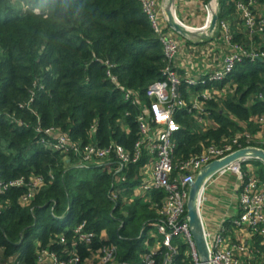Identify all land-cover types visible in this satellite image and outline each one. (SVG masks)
I'll return each instance as SVG.
<instances>
[{
    "label": "trees",
    "instance_id": "16d2710c",
    "mask_svg": "<svg viewBox=\"0 0 264 264\" xmlns=\"http://www.w3.org/2000/svg\"><path fill=\"white\" fill-rule=\"evenodd\" d=\"M240 1L247 0H218L221 45V22L230 25L234 43L246 40ZM255 2L258 8L264 6V0ZM163 68L162 43L139 0H0V183L32 176L45 180L28 206L19 201L26 187L0 194V250L5 258L33 264L40 249L63 259L75 250L83 264L112 244L118 248V261L137 263L148 253L146 244L154 245L150 233L156 231L153 224L166 197L163 190L134 197L150 156L145 153L130 165L127 180L117 184L116 163L80 166L72 154L65 159L42 145L36 130L54 127L77 145L114 144L132 151L140 135L139 118L151 103L148 88L163 79ZM228 85L231 90L223 96L203 101L211 122L203 126L199 114L189 111L190 97L210 85L183 83L181 97L188 107L175 112L180 127L174 134L175 164L211 145L230 143L237 134L259 131L254 118L264 113V61L237 62L214 87L223 91ZM127 92L137 93V98L127 99ZM232 144L234 150L247 146L244 141ZM249 164L264 182V164ZM113 184L121 191L115 201L109 196ZM81 223L94 234L90 244L74 240ZM60 235L65 244L59 243ZM253 243L264 252L263 237L255 236ZM173 244L178 247L173 264H194L182 239L175 238ZM165 252L161 248L154 254L156 264H163Z\"/></svg>",
    "mask_w": 264,
    "mask_h": 264
},
{
    "label": "built area",
    "instance_id": "2783aa9c",
    "mask_svg": "<svg viewBox=\"0 0 264 264\" xmlns=\"http://www.w3.org/2000/svg\"><path fill=\"white\" fill-rule=\"evenodd\" d=\"M255 1H240L237 4V9L244 20V26L251 37L264 34V11L257 12ZM139 2L162 43L164 51V77L152 83L148 88L147 94L151 103L148 107H144V114L139 118L141 138L135 144L133 150L127 151L125 148L114 144L108 147H98L95 144L77 145L70 140L68 135L59 134L58 130L54 127L44 128L40 126L36 131L42 135L40 138L42 145L53 151H58L63 155L72 154L78 160L80 166L90 167L97 164H104L107 163L105 162L106 159L114 157L119 164V169L129 163H137L140 161L144 146L148 147L153 142V138L156 137V143L152 146L154 155L152 154L151 179L149 183L141 184L138 187L136 196H143L153 189L163 190L166 193V197L159 209V222L156 225L159 234L163 237V245L166 247L163 264H173V258L177 254V249L172 243L176 237L183 239L187 243L194 264H201L187 218V202L190 185L195 181L205 166L213 161L222 160L237 151L234 150L232 143H238V140H232L230 143L224 145H211L205 148L200 155L180 161L178 164L174 163V134L180 128L174 118V113L178 108L188 107L187 102L178 93V89L182 84V78L189 86L195 85L197 82L187 72L181 76L174 63L177 53L179 54L181 42L176 39L177 36L174 33L166 31L161 26L160 14L166 17L165 11L160 9L157 0H139ZM206 8L208 10V22L211 18V12L208 6ZM221 27L224 30L223 34L225 33L226 36L224 38L229 42L231 36L229 35L230 31L226 22H222ZM253 54V50L251 52L242 51L235 44L233 52L224 59L221 67L209 76L208 80L214 82L224 81L232 73L236 63L244 58H250L252 60L264 59V52H260L261 55ZM107 75L111 82L115 83L117 81L111 71H108ZM206 81L204 78L201 79L202 83H206ZM216 93L217 90H205L199 95H191L190 97L191 107L189 111H196L199 114L197 118L201 125L205 124L203 120L207 119L205 118L207 113L203 101L211 100L217 95ZM131 97L137 98V93L127 92L126 98L129 99ZM147 120L154 127H151ZM254 123L264 128V113L256 116ZM254 136L257 141L263 138L257 133ZM247 145L251 147L250 143ZM239 148L242 149L244 147L239 146ZM230 172L235 173L240 181L239 214L233 220V227L239 230L245 229L254 236L264 238V182L260 181L254 174V168L243 171L241 161L232 163L219 170L216 175L223 177ZM121 179L124 181L125 177ZM44 186L45 180L42 176H32L28 181L22 177L0 183V194H3L10 187H26L27 191L21 196L19 201L23 206H28ZM117 194V192H114L112 198L117 199ZM202 204L203 199L201 195L199 209H201ZM85 226L86 223H81L75 228L74 240L80 243L90 244L94 234L86 232ZM205 238L209 251V264H258L244 261L243 257L248 258L249 255H253V250L243 243L229 242L225 234V228L215 233H210L205 230ZM58 241L60 244L66 243L62 235L58 236ZM37 246H40V244L37 243ZM117 250L116 245H105L93 257L100 264H156V259L152 252L143 255L137 263L118 261ZM67 256L68 258L63 259L56 252H52L47 248L40 249L37 252L33 264L81 263V259L75 250L70 251ZM6 261L12 262V264H22L15 258H9Z\"/></svg>",
    "mask_w": 264,
    "mask_h": 264
},
{
    "label": "crops",
    "instance_id": "0c3cea01",
    "mask_svg": "<svg viewBox=\"0 0 264 264\" xmlns=\"http://www.w3.org/2000/svg\"><path fill=\"white\" fill-rule=\"evenodd\" d=\"M175 1L176 4L173 6L175 13H177L178 17L188 25L195 27H190L191 30H199L196 28H202V30L205 29V25L202 26L205 22V2L202 0ZM213 9L211 8V12ZM160 24L163 29L167 30V26H169L167 17H164L161 14ZM169 32L171 31L169 30ZM175 35L181 42L179 52H183L182 57L179 55L176 59V67L182 75L187 72L189 76L192 75L193 77L204 76L218 68L219 63L217 60L221 57L222 53H225V46L217 44L215 40L213 42L206 43L205 40L201 38L187 39L190 41V44H187V40H181L178 34ZM252 168L254 167L250 164L245 165L246 170H250ZM226 178L227 177L225 176H214L208 181L201 194L203 204L200 209V215L204 228L210 233H215L222 228H225V234L227 235L229 242L243 243L253 250V255H249L248 258L245 256L243 257L244 261H250L258 264L264 263V252L260 249L254 248L255 246L253 242L255 236L245 229L239 230L233 227L232 222L239 214L240 181L236 177L237 180L234 186H231L230 183L227 184ZM226 198L229 199V205H227L224 200ZM205 202L209 203V205H207L204 213L202 211V207ZM228 222L231 224L226 225ZM6 259L7 258L4 257V251L0 250V264H12V262L6 261Z\"/></svg>",
    "mask_w": 264,
    "mask_h": 264
},
{
    "label": "rangeland",
    "instance_id": "374dc122",
    "mask_svg": "<svg viewBox=\"0 0 264 264\" xmlns=\"http://www.w3.org/2000/svg\"><path fill=\"white\" fill-rule=\"evenodd\" d=\"M203 2H205V4H206V6H208V8H209V10H210V12H211V8L213 9V7H214V9L212 10V12H211V16H212V14L213 13H216L217 15H218V10H219V7H218V0H202ZM159 2V3H158ZM157 3H158V6L160 7V9L161 10H164L165 9V6H166V3H167V0H158L157 1ZM176 4V1L174 0V2H173V6ZM256 9H257V12L258 13H260V12H262V11H264V6H260L259 8L258 7H256ZM176 14V17H177V19L182 23V24H184V25H186V26H188V27H192L193 28V26H190V25H188L186 22H184L182 19H180L179 17H178V15H177V13H175ZM207 16H208V10H207V8H205V22H204V24L202 25V26H206V23H207ZM241 19H242V23H243V29H244V32L246 33V40L243 42V43H240V44H237V43H234L233 42V36H232V34H231V32H230V36H231V39H230V41L228 42L224 37H226L225 36V33L224 34H222L223 35V38H224V41H223V44H222V46H225V53H222V55H221V57L220 58H218V60H217V62L219 63V65H218V68L216 69V70H214L213 72H211V73H209V74H207V75H204V76H197V77H193L192 75H191V73H190V77L192 78V79H194L197 83L195 84V85H191L192 87H197V86H200V85H205L206 87L208 86V85H210V87L209 88H203V89H201L198 93H196L195 95H199L202 91H205V90H215L216 88L214 87V85H215V83H217V82H214V81H209L208 80V78H209V76H211L213 73H215L220 67H221V65H222V63L224 62V59L227 57V56H229L232 52H233V47L235 46V44H237L241 49H242V51H246V52H251L252 50H253V52H254V54L253 55H259L260 54V51H263V50H261L262 49V47H264V34L263 35H259V36H253V37H251L249 34H248V32H247V30H246V28H245V26H244V20H243V18L241 17ZM218 22V21H217ZM227 24V26H228V29H229V31H230V25L228 24V23H226ZM217 25H218V23H217ZM221 25H222V22H221ZM195 28V27H194ZM222 31L224 32V30H223V28H222ZM202 32H204V33H206L208 36H209V38H206V39H204V40H209V43L210 42H213V38L215 39V38H217V40H219L218 41V43L217 44H220L221 43V40L219 39V36L221 37V34H218L217 32V26H216V28H215V30L213 31V32H208L206 29H204V31H202ZM202 32H200V33H202ZM171 33H174V32H172L171 31ZM221 33V32H220ZM174 34H176V33H174ZM179 37L181 38V40L183 39V40H187V39H185V38H182L180 35H179ZM255 37H258L259 39H258V42H257V44H256V42H255ZM176 39H178V37H176ZM191 39H193V38H191ZM195 39H199V38H195ZM252 43H254V44H252ZM257 45V46H255L256 48H254V46H252V45ZM180 51V50H179ZM180 54H178L177 53V56H176V58H175V60H174V63H175V65H176V59H177V57L180 55V57H182V54H183V52H179ZM255 53H257V54H255ZM261 55V54H260ZM260 59H262V58H260ZM243 60V59H242ZM241 60V61H242ZM264 60V59H263ZM240 62V61H239ZM179 74L182 76V74H181V72L179 71ZM202 78H204V79H206L207 81H206V83H202L201 82V79ZM183 83H186L185 81H184V79L182 78V84L180 85V87H179V89H178V93L181 95V93H182V87H183ZM187 84V83H186ZM188 85V84H187ZM212 85V86H211ZM229 90H231V88H230V86L228 85V86H226V88L223 90V91H217V95H222V94H225L227 91H229ZM214 92V91H213ZM174 118H175V113H174ZM148 121V123L151 125V127H154L151 123H150V121L149 120H147ZM203 121H205V124H202L203 126H211V122L208 120L207 121V119L206 120H203ZM255 126H257L258 128H259V131L257 132V134H260L261 136H263V138H262V140H260V141H257L256 139H255V136L254 135H256V133H254V132H251L250 130L249 131H247V132H244V133H241V134H237V135H235V137L232 139V140H235V139H237L238 140V144H242V141H244V143H246V144H248V143H250V146L251 147H256V148H261V149H264V128H261L259 125H257V124H255ZM140 131V130H139ZM246 133V134H245ZM141 138V134L139 135V139ZM139 139H138V141H139ZM156 137H154L153 138V142H151L149 145H148V147L147 146H144V148H143V153H142V157H141V159H140V161L142 160V158H143V156H144V154L146 153V155L147 156H150L149 157V160H148V162L141 168V170H140V177H141V184H144V183H149V181H150V179H151V167H152V163H153V155H154V152H153V150H152V146H153V144L154 143H156ZM231 140V141H232ZM137 141V142H138ZM136 142V143H137ZM248 142V143H247ZM90 144H93V143H90ZM174 145H175V143H174ZM240 147H243V145H241ZM247 147H248V145H247ZM47 148V147H46ZM127 150V149H126ZM240 150V149H239ZM127 151H129V150H127ZM62 154V153H61ZM153 154V155H152ZM69 155H71V154H69ZM69 155H64V158L65 159H68V157H69ZM174 155V154H173ZM107 160V161H106ZM105 160V162H108V163H112V162H114V163H116V166H115V168H114V170H115V174H116V181H117V184H119V183H121V182H125L126 180H127V178H128V170H129V166L130 165H136V164H138L140 161H138L137 163H129L128 165H125L123 168H120L119 169V164H118V162L116 161V159L113 157V158H109V159H106ZM183 161V160H182ZM214 162V161H213ZM245 164L246 163H242V168H244L245 167ZM122 177H125V180L124 181H122ZM225 177H227L226 179H227V184L228 183H230L231 184V186H234V184H235V182H236V174L235 173H233V172H230V173H228V175H226ZM117 184H116V186H114L115 184H113V190L110 192V198H111V200H113V201H115V200H117L118 199V196L121 194L120 192V189L117 187ZM153 190H157V189H153ZM152 190V191H153ZM136 191H137V193H138V188H136L135 190H134V197L136 196ZM114 192H117L118 194V196H117V199H113L112 198V194L114 193ZM225 201H226V203H227V205H229L230 204V202H229V199L228 198H226V199H224ZM207 205H209V203H204V205H203V212L205 213V210H206V208H207ZM159 222V221H158ZM158 222L157 223H155V224H153V226H154V228L156 229V231H153V232H151L150 233V236H151V238L152 239H154V245H149V244H146V246H147V248H148V253H153V255L159 250V249H164L165 251H166V247H164V245H163V237L159 234V232H158V228H157V224H158ZM192 233V232H191ZM102 235L103 236H106V232H103L102 233ZM176 238H178V237H176ZM175 239V238H174ZM174 239H173V241H174ZM178 239H181V238H178ZM183 240V239H182ZM184 241V240H183ZM185 242V241H184ZM186 243V242H185ZM173 244V243H172ZM187 244V243H186ZM173 246H175L174 244H173ZM176 247V249H177V253H178V247L177 246H175ZM189 247V246H188ZM145 254H147V253H145ZM145 254H143V255H145ZM165 254H166V252H165ZM142 255V256H143ZM141 256V257H142ZM141 259V258H140ZM8 260V259H7ZM11 260H14V259H11ZM164 262V261H163ZM81 264V263H80ZM83 264H100L99 263V261L97 262V260L94 258V257H92V258H89L87 261H85Z\"/></svg>",
    "mask_w": 264,
    "mask_h": 264
},
{
    "label": "water",
    "instance_id": "95a60500",
    "mask_svg": "<svg viewBox=\"0 0 264 264\" xmlns=\"http://www.w3.org/2000/svg\"><path fill=\"white\" fill-rule=\"evenodd\" d=\"M174 0H167L165 6V13L167 17V22L176 34L183 38H201L206 39L209 36L202 32V28L197 31H192L190 27L182 24L176 17L175 11L173 9ZM218 15L213 13L210 20L206 23L205 29L208 32H213L217 26ZM192 28V27H191ZM194 28V27H193ZM202 32V33H200ZM264 61L263 59H259ZM258 160L264 164V149L256 147H244L240 150L233 152L222 160L214 161L207 166H205L197 178L190 185L189 197L187 202V218L191 228L192 236L200 257L201 264H209V251L207 246V241L205 238V228L200 215L199 200L201 194L208 183V181L213 178L216 173L229 166L232 163L241 161L242 163L249 164L250 161Z\"/></svg>",
    "mask_w": 264,
    "mask_h": 264
},
{
    "label": "clouds",
    "instance_id": "9594fccd",
    "mask_svg": "<svg viewBox=\"0 0 264 264\" xmlns=\"http://www.w3.org/2000/svg\"><path fill=\"white\" fill-rule=\"evenodd\" d=\"M49 8H52L53 5H48ZM57 7H60V10H64V8L62 6H57Z\"/></svg>",
    "mask_w": 264,
    "mask_h": 264
},
{
    "label": "bare ground",
    "instance_id": "6f19581e",
    "mask_svg": "<svg viewBox=\"0 0 264 264\" xmlns=\"http://www.w3.org/2000/svg\"><path fill=\"white\" fill-rule=\"evenodd\" d=\"M193 31V30H192Z\"/></svg>",
    "mask_w": 264,
    "mask_h": 264
}]
</instances>
